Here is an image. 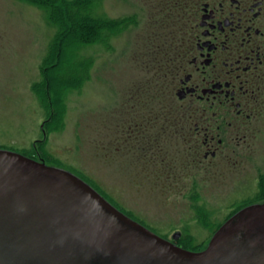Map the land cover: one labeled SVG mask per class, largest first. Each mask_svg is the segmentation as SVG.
Listing matches in <instances>:
<instances>
[{"label":"rangeland","instance_id":"obj_1","mask_svg":"<svg viewBox=\"0 0 264 264\" xmlns=\"http://www.w3.org/2000/svg\"><path fill=\"white\" fill-rule=\"evenodd\" d=\"M160 10L157 0H99L94 12L101 18L129 17L110 34L107 45L77 44L68 63L63 49L47 62L58 43V16L47 21L28 0H0V148L32 158V146L41 136L39 124L51 119L48 137L37 146L46 165L81 177L115 208L160 237H167L171 229H189L192 237L165 239L192 251L207 245L212 235L200 227L208 228L211 222L179 221L188 206L184 211L163 205L164 193L152 186L160 181L156 172L162 170L161 164H145V135L135 144L125 132V125L133 120L143 123L138 128L145 131V89L155 93L161 86L177 23L164 18ZM58 57L61 61L50 78L49 67ZM79 63L87 75L74 83L73 71ZM53 76L58 89L67 87L60 97L54 87L58 100L47 92ZM117 124L121 130L115 128ZM166 158V163L171 160ZM261 164L264 158L246 159L226 177L220 174L225 165L215 167L217 187L202 192L206 207L215 213L225 211L233 192L247 190L256 173L254 166ZM176 193L172 187L165 196L176 202Z\"/></svg>","mask_w":264,"mask_h":264},{"label":"flooded vegetation","instance_id":"obj_2","mask_svg":"<svg viewBox=\"0 0 264 264\" xmlns=\"http://www.w3.org/2000/svg\"><path fill=\"white\" fill-rule=\"evenodd\" d=\"M157 2L162 16L177 23L176 36L160 89H145V131L133 120L125 132L135 144L145 135V164H161L160 181L152 186L164 193L163 205L184 210L186 204L189 211L179 221L211 222L200 231L212 235L239 209L264 203L263 164L254 166L252 184L233 192L225 211L215 213L202 198L205 189L217 187L215 167L225 165L220 174L226 177L242 161L264 158V0ZM50 122L41 120L40 139L32 146L38 161L45 162L37 146L48 137ZM172 187L176 202L165 196ZM189 233L175 228L165 238Z\"/></svg>","mask_w":264,"mask_h":264},{"label":"water","instance_id":"obj_3","mask_svg":"<svg viewBox=\"0 0 264 264\" xmlns=\"http://www.w3.org/2000/svg\"><path fill=\"white\" fill-rule=\"evenodd\" d=\"M0 264H264V203L238 210L191 251L73 173L0 148Z\"/></svg>","mask_w":264,"mask_h":264},{"label":"trees","instance_id":"obj_4","mask_svg":"<svg viewBox=\"0 0 264 264\" xmlns=\"http://www.w3.org/2000/svg\"><path fill=\"white\" fill-rule=\"evenodd\" d=\"M31 4L39 7L47 21H52L55 18V15L58 16V23L60 25L57 27L56 35L58 37V43L56 44L54 54L49 56L45 61H51L54 56H59L61 54V49L64 52V63L69 62L70 56H72V51L76 49L77 44H94V43H104L107 45L108 39L112 32L117 31L120 25H123L124 22L129 18L121 20H106L95 14L94 9L99 0H28ZM60 1V2H59ZM59 3V4H58ZM132 18V17H131ZM70 35V39L66 41V37ZM176 36L175 34L173 35ZM172 41L169 45V54L171 53ZM76 43V44H75ZM168 59V57H167ZM167 59L163 64V69H165L168 64ZM61 61V57L57 59L56 65L49 67L51 71L49 72L50 78L51 73L56 72L57 66ZM74 62V61H71ZM80 62V61H79ZM78 63V62H76ZM47 64V63H46ZM81 64V65H80ZM83 64L79 63L74 69L73 73L77 74V77L73 80L74 83L86 79V69ZM77 67L79 69H77ZM53 69V70H52ZM79 70V71H78ZM82 71V72H80ZM47 72V71H44ZM56 74V73H55ZM82 74V76H81ZM70 78V77H69ZM55 77H52L49 82V89L47 92H53V95L58 100L62 91H66L67 87H60L58 89L55 81ZM67 80V79H65ZM57 88L59 91V97L56 96L53 89ZM46 91V88L44 89ZM184 239V238H182ZM181 241V239H179ZM181 244V243H180ZM181 246H183L181 244ZM185 248V246H183ZM191 250V249H190ZM201 249H192V251H199Z\"/></svg>","mask_w":264,"mask_h":264}]
</instances>
